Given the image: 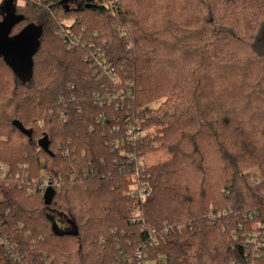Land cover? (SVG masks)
Masks as SVG:
<instances>
[{
	"label": "trees",
	"instance_id": "obj_1",
	"mask_svg": "<svg viewBox=\"0 0 264 264\" xmlns=\"http://www.w3.org/2000/svg\"><path fill=\"white\" fill-rule=\"evenodd\" d=\"M13 4L10 36H40L29 80L0 55V164L36 183L44 166L59 189L47 207L20 180L0 185V264H264V247L247 256L264 224V0ZM141 109L138 149L168 155L146 166L144 202L114 145Z\"/></svg>",
	"mask_w": 264,
	"mask_h": 264
},
{
	"label": "built area",
	"instance_id": "obj_2",
	"mask_svg": "<svg viewBox=\"0 0 264 264\" xmlns=\"http://www.w3.org/2000/svg\"><path fill=\"white\" fill-rule=\"evenodd\" d=\"M61 34L63 38L65 39H73L70 38L64 30H61ZM98 52L97 54H99ZM111 67L107 66L106 70H110ZM130 85V84H129ZM123 90H121L118 94V97L123 94ZM128 96H131V92H128ZM112 98V97H111ZM116 100V99H115ZM147 109H141L139 111V118L136 121H132V117L128 116L125 119L126 126L124 131V136L118 137L114 141V145H116V148L120 150L121 154V161L120 164H122V168L125 172L129 171L131 173V179H130V185H129V191L128 195L131 197V199L139 202H144L145 200H148L151 197V187H149V183L145 176V168L148 165L147 160L148 158L144 156L141 151L138 149L143 144L144 137L146 136L147 130L142 129L141 124L144 122L143 118L148 116L147 115ZM141 121V122H140ZM144 124V123H143ZM117 134L120 133L121 130L117 129ZM120 141H124L123 144H121ZM117 163H119L117 161ZM19 174H11L9 171V168L7 165L0 164V185L9 186L11 184V181L15 178L16 180H20V186H25L26 191H28L29 194H35L37 191H40L43 196L46 194L48 189L57 188L59 189V184L57 180H52L51 175L48 174L46 168L44 166L41 167L39 172V180L38 184L36 181L29 180L28 177L21 178ZM1 187V186H0ZM3 196L2 188H0V200ZM141 206H138L136 211L132 214V222L135 223L137 219L141 216ZM215 214L213 212L209 213V218L214 219ZM252 218V217H251ZM250 218V219H251ZM173 231L172 227L166 226L165 229H162V233L159 235L158 230L152 229V231L148 235L147 241H140V249L136 252L135 257L136 259H133L132 257L129 258L131 261H140L145 260L146 255L143 252V249H148V247H152L155 245H158V243L165 239L167 235ZM248 242V253L247 256L250 257H259V253L261 249L264 247V224L261 225V230L259 233L253 232L250 237L247 239ZM0 244L7 247L6 242L0 238ZM250 255V256H249ZM18 254H14L13 258H17ZM154 264H160V261L156 260L153 262Z\"/></svg>",
	"mask_w": 264,
	"mask_h": 264
},
{
	"label": "water",
	"instance_id": "obj_3",
	"mask_svg": "<svg viewBox=\"0 0 264 264\" xmlns=\"http://www.w3.org/2000/svg\"><path fill=\"white\" fill-rule=\"evenodd\" d=\"M18 19L19 18L17 17L16 21ZM16 21L11 25L5 24L4 21L2 22V24H0V53L7 55V57L9 58L8 61H10L12 64L15 63L14 59H17V57H18V59L21 60L22 56H27L26 54L29 51L28 48L30 47L29 46V38L31 37V33H32V32H28V31L31 30V28H34L37 38H39V36H40L39 29L34 27V26H31V27L25 29L21 34L17 35V37H11L9 32H10L12 26L16 23ZM37 45L38 44L35 45V50L32 52V55L36 51V49L38 47ZM32 55L30 58H32ZM21 63H23V61ZM31 67H32V61L30 62V69H29L30 74H31ZM14 71H15V69H14ZM15 73L17 74V76L19 75L16 71H15ZM30 77H31V75L29 76V78ZM29 78L27 80H29ZM23 80H25V79H23ZM38 146L42 150H44V152H46L47 154L51 153L50 147H49V139L47 137H44L41 140H39ZM54 194H55L54 191L50 188V189H48V191L44 195V204L47 207H50L51 202H52L53 197H54Z\"/></svg>",
	"mask_w": 264,
	"mask_h": 264
},
{
	"label": "rangeland",
	"instance_id": "obj_4",
	"mask_svg": "<svg viewBox=\"0 0 264 264\" xmlns=\"http://www.w3.org/2000/svg\"><path fill=\"white\" fill-rule=\"evenodd\" d=\"M20 4H23L21 1L19 2ZM14 7L15 5L13 4V0H0V10L1 12L4 14V22L7 25H11L13 24L16 19L17 16L14 13ZM28 32H32L31 33V37L29 38V48H28V52H27V56H22V59H14L15 63L12 64L10 61H8V57L7 55H4L2 53H0L1 56H4L5 60L8 61L9 63H11L13 65V68L15 69V71L21 76V78L27 80L29 78V74H30V60H31V55L32 52L35 50V45L38 44L39 42V38H37L36 34H35V29L31 28V30H29ZM17 60V61H16ZM23 61V63H21ZM17 62V63H16ZM28 69V70H27ZM157 107L156 104H153L151 106V108L155 109ZM150 129H152V131H154L153 126L150 127ZM168 155L165 152H156L154 154H150V156H148V160H147V164L150 165H154V164H158L160 162H164L167 159ZM257 172H253V177L256 175ZM258 174V173H257ZM257 177L259 178L260 175L258 174ZM66 228V224L64 223H56L54 224V230L56 233H60L62 231H64Z\"/></svg>",
	"mask_w": 264,
	"mask_h": 264
}]
</instances>
